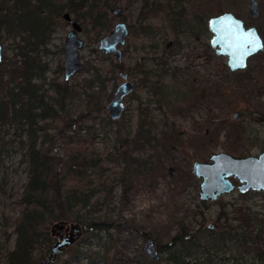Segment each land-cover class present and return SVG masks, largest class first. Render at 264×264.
I'll return each instance as SVG.
<instances>
[{
	"label": "rangeland",
	"instance_id": "374dc122",
	"mask_svg": "<svg viewBox=\"0 0 264 264\" xmlns=\"http://www.w3.org/2000/svg\"><path fill=\"white\" fill-rule=\"evenodd\" d=\"M48 1L44 9L48 36L32 52V59L38 63L40 86L56 97L60 113L40 122L35 138L40 142L42 132L50 135L51 144L46 147H51L57 178L63 179V194L78 184L68 173L71 156L80 149L101 154L102 169L92 176H103L106 186L97 198L108 196L100 213L109 217L113 228L85 231L73 219H47L42 227L50 241L36 245L32 263L44 264L52 256L57 241L53 224L64 221L69 228L78 224L82 234L48 264H170L166 248L165 252L159 249L158 261L142 249L149 236L157 245H166L183 227L199 231L196 240L200 244L193 251L206 255L204 264H264V190L242 194L235 189L216 200L202 201L200 179L193 172L195 161H209L214 153L242 157L264 150V49L249 57L246 68L232 71L228 57L211 47L209 28L211 17L232 12L247 27H256L264 40V0H256L257 17L249 9L251 0L97 1V9L106 13L102 26L93 25L86 7L75 12L69 0ZM119 7L124 10L121 17L113 12ZM66 12L81 24L78 36L84 41L80 49L83 68L68 80L64 45L73 28L63 17ZM83 15L87 23L80 19ZM120 22L129 28L126 44L119 45L121 62L100 48L101 38ZM0 43L3 97L11 68L23 58L21 34L0 35ZM140 63L153 74L164 71L161 99L146 86L149 82H144L145 67ZM121 72L128 74L136 89L124 100L126 110L121 118L113 120L107 105L124 81ZM142 109L147 110L156 142L141 152L135 187L126 198L119 180L124 139L134 136L143 122ZM0 130V264H7L29 180V134L27 126L8 124ZM228 233L239 238L230 240ZM224 238L229 240L222 243ZM79 249L83 254L78 263L74 259Z\"/></svg>",
	"mask_w": 264,
	"mask_h": 264
},
{
	"label": "trees",
	"instance_id": "16d2710c",
	"mask_svg": "<svg viewBox=\"0 0 264 264\" xmlns=\"http://www.w3.org/2000/svg\"><path fill=\"white\" fill-rule=\"evenodd\" d=\"M69 1L75 12L86 7V14H89L93 25L102 26V19L106 13L97 9V1L108 4L110 0ZM47 7H49L48 0H0V35L16 37L17 34H21L19 47L23 57L21 63H16L13 70L11 68L10 81L6 86L7 92L5 96L0 97V128L8 124L27 126L29 139L26 154L30 166L29 180L21 198L24 207L15 227L17 239L14 249L8 252L7 264H33L36 245L41 244V240L50 241L48 232L42 227L47 219L51 221L73 219L81 223L85 231L113 228L108 222L109 217L100 213V209L108 203V196L103 199L97 198L106 186L103 176L100 174L96 177L92 176L96 175V170L102 169L104 159L101 154H91L86 149H80L71 156L68 173L72 174V178L76 179L78 184L68 187L69 189L63 194V179L57 178L51 147H46V144L50 143L48 139L50 135L42 132L40 142L35 138L40 122L53 119L60 113L56 107L58 105L56 97L48 94L47 89L40 86L38 63L36 59H32V52L37 50L48 36L49 27L44 13ZM80 19L83 23H87L85 15ZM31 39L38 41L34 42ZM139 65L145 67L142 63ZM163 72L153 74L146 67L144 69V82H149L146 86L159 99H161L159 88ZM141 114L144 117L143 122L135 135L124 139L126 149L123 152L119 180L126 198L135 187L138 164L142 158L141 152L156 142V135L149 125L147 110L142 109ZM74 121L76 123L73 124L77 127L78 120ZM34 133L35 136H32ZM2 146L0 144V149ZM1 153L0 150V161ZM70 212L72 214L68 215ZM73 216L75 217L71 218ZM198 232H191L183 227L169 243L159 244L162 252L166 249L169 251L170 264H204L206 255L199 256L193 251V248L200 244L196 240ZM226 236L235 241L239 238V235L232 233ZM229 239H222V243ZM51 251L53 257V250ZM82 254L79 249L74 262H81Z\"/></svg>",
	"mask_w": 264,
	"mask_h": 264
},
{
	"label": "water",
	"instance_id": "95a60500",
	"mask_svg": "<svg viewBox=\"0 0 264 264\" xmlns=\"http://www.w3.org/2000/svg\"><path fill=\"white\" fill-rule=\"evenodd\" d=\"M249 9L253 16L257 17L259 6L256 0H251ZM113 12L117 17H121L123 8L119 7L114 9ZM63 17L73 28L67 35L64 45L65 79L68 80L83 68V63L80 60V49L83 47L84 41L78 36V33L82 30L81 24L75 20L69 12H66ZM209 28L213 33L210 40L211 47L218 55L228 57L227 64L232 71L246 68L249 57L263 50V48H260L251 55L244 57V67L234 68L232 64L237 59L241 58L242 49L228 47L230 41L222 40L221 37L225 35L243 37L251 30L254 31L259 41L264 43L257 28L254 26L246 27L244 21L232 12H225L211 17L209 19ZM128 34L129 30L127 25L123 22L117 23L111 33L101 38L100 48L103 49L105 53L112 54L121 62L122 51L119 45H124L126 43ZM171 45L172 41L168 42L166 47L169 48ZM2 59L3 45L0 43V62ZM120 75L126 77L122 72ZM134 87V82L131 80L122 82L117 87L111 102L107 105L110 117L113 120H117L123 115L126 110L124 100L134 90ZM237 116L238 113L235 112L234 118H237ZM193 172L195 176L200 179L199 188L200 199L202 201L216 200L221 195L232 192L236 188V185L230 179L231 177H235L239 181L240 184L237 188L242 194L249 191L264 190V150L258 155H249L245 157L234 156L227 152L214 153L210 155L209 161H195L193 164ZM64 229L67 231L66 236L58 238L56 245L52 248L53 257L48 258L44 264L54 262L62 249L71 245L74 240L82 234V229L78 224L73 223L71 228H69L64 221L53 224L52 234L58 236V233ZM142 251L152 261L161 259L160 251L152 236L148 237Z\"/></svg>",
	"mask_w": 264,
	"mask_h": 264
},
{
	"label": "snow or ice",
	"instance_id": "6c2138e0",
	"mask_svg": "<svg viewBox=\"0 0 264 264\" xmlns=\"http://www.w3.org/2000/svg\"><path fill=\"white\" fill-rule=\"evenodd\" d=\"M230 19V18H229ZM222 40L230 41L228 43V47H235L237 49H242L241 58L237 59L232 66L236 67H244L243 58L251 55L253 52L259 50L260 48H264V43L259 41V38L255 35L254 31L249 30V32L243 36H231L225 35L221 37Z\"/></svg>",
	"mask_w": 264,
	"mask_h": 264
},
{
	"label": "flooded vegetation",
	"instance_id": "af4514ba",
	"mask_svg": "<svg viewBox=\"0 0 264 264\" xmlns=\"http://www.w3.org/2000/svg\"><path fill=\"white\" fill-rule=\"evenodd\" d=\"M123 13H124V10H123ZM122 15H123V14H122ZM245 26H246V25H245ZM246 27H247V26H246ZM250 27H252V26H250ZM128 30H129V28H128ZM257 30H258V29H257ZM258 32H259V31H258ZM261 37H262V36H261ZM126 41H127V40H126ZM263 41H264V40H263ZM125 44H126V43H125ZM125 44H124V45H125ZM166 46H167V45H166ZM168 49H169V48H168ZM263 49H264V48H263ZM122 73H124V74L126 75V77H123V76L120 75V76L124 79L123 82L128 81V80H129V79H128V74H126L125 72H122ZM76 74H77V73H76ZM131 81H132V80H131ZM134 85H135L134 90H133L129 95H131V94L135 91V89H136V84L134 83ZM129 95H128V96H129ZM128 96H127V97H128ZM127 97H126V98H127ZM126 98H125V99H126ZM242 157H245V156H242ZM230 179H231V180L233 181V183L236 185V188H235V189L238 190L237 187H238V185L240 184L239 181H238L235 177H231ZM235 189H234V190H235ZM234 190H233V191H234ZM238 191H239V190H238ZM247 193H248V192H247ZM244 194H245V193H244ZM64 230H65V229H64ZM64 230H61V231L58 233L57 238H60V237L63 238L64 236H66V235L63 234V232H66V233H67V231H64ZM155 243H156V241H155ZM156 246L158 247V249H160V248H159V245L156 244Z\"/></svg>",
	"mask_w": 264,
	"mask_h": 264
},
{
	"label": "bare ground",
	"instance_id": "6f19581e",
	"mask_svg": "<svg viewBox=\"0 0 264 264\" xmlns=\"http://www.w3.org/2000/svg\"><path fill=\"white\" fill-rule=\"evenodd\" d=\"M263 101V100H262ZM264 102V101H263Z\"/></svg>",
	"mask_w": 264,
	"mask_h": 264
}]
</instances>
